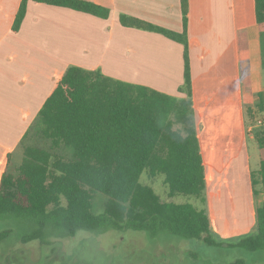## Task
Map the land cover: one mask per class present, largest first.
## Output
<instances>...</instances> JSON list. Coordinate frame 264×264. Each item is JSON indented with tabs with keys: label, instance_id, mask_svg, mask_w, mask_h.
Masks as SVG:
<instances>
[{
	"label": "trees",
	"instance_id": "obj_1",
	"mask_svg": "<svg viewBox=\"0 0 264 264\" xmlns=\"http://www.w3.org/2000/svg\"><path fill=\"white\" fill-rule=\"evenodd\" d=\"M30 2L110 17L109 9L90 0H22L14 33L20 30ZM181 7L182 32L126 15L119 20L125 28L157 33L183 46L184 83L179 91L184 97L173 98L77 66H70L59 79L20 142L22 164L16 171L9 164L0 181V220L29 222L23 243L51 244L48 238L108 229L144 232L152 238L175 236L218 248L225 243L214 233L205 207L207 173L193 108L189 0H181ZM255 13L263 26L264 0H255ZM263 114L261 95L257 108L247 111V128ZM253 136L260 162L258 172H251V182L258 197L264 194V128H256ZM144 173L152 179L163 176L170 198L184 195L203 207L163 201L142 183ZM97 193L107 196L99 214L94 212ZM256 221L255 232L228 245L264 251V201L256 209ZM10 233L1 232L0 242Z\"/></svg>",
	"mask_w": 264,
	"mask_h": 264
},
{
	"label": "crops",
	"instance_id": "obj_2",
	"mask_svg": "<svg viewBox=\"0 0 264 264\" xmlns=\"http://www.w3.org/2000/svg\"><path fill=\"white\" fill-rule=\"evenodd\" d=\"M21 1L0 0V181L66 70L72 65L95 70L113 44L116 54L126 46L135 60L164 77L150 88L184 97L179 91L184 83L183 46L157 33L125 28L119 20L126 15L182 32L181 0H90L109 9V19L30 2L20 30L14 33ZM189 2L193 108L206 171L217 178V185L227 186L219 207L237 213L240 223L254 224L256 201L247 145L254 137L247 128V111L257 108L261 95L264 101V25L257 23L255 0ZM77 50L83 55L74 59ZM229 146L244 147L238 150L237 168L238 180L242 173L248 180L243 218L234 188L237 181L229 180L233 169L229 161L236 157V152L229 155ZM259 199L264 201V194Z\"/></svg>",
	"mask_w": 264,
	"mask_h": 264
},
{
	"label": "rangeland",
	"instance_id": "obj_3",
	"mask_svg": "<svg viewBox=\"0 0 264 264\" xmlns=\"http://www.w3.org/2000/svg\"><path fill=\"white\" fill-rule=\"evenodd\" d=\"M114 48V44L112 47H108L103 61L96 64L95 70H99L119 81L141 84L147 87H149L148 85H154L158 80L164 79V77L153 74L150 66L143 61L135 60L126 46L123 50H120V54H116ZM82 55V50H77L73 58L76 59ZM93 57L97 59L99 55L93 54ZM97 61L99 60H92L91 62ZM81 68L91 70L83 66ZM176 95L169 96L179 98ZM251 136L253 135L251 134ZM247 145L249 153L248 166L257 173L260 161L256 139L249 138ZM218 147L220 149L221 146L218 145ZM242 148L244 147L229 146L230 156L236 152L234 161H229L233 165L229 180L237 181L234 188L237 190V206L241 218L246 215L245 192L248 190V180H245L244 173L240 175L238 180L240 171L237 168L241 163L238 150ZM61 153L67 157H72L69 151L61 150ZM22 155L23 149L20 147L11 160L10 170L16 171L18 166L22 164ZM206 173L207 204L205 207L210 216L212 229L217 228L214 232H223L226 235H246L255 232L257 230L256 218L254 224L240 223L237 219L239 218L237 213L232 211L226 213L225 206H222L223 208L219 207V200L223 201V196L227 197L225 191L227 186L217 185V178L208 170ZM141 181L145 185H150L163 201L177 204L190 202L199 208L203 207L197 200L189 199L184 195L170 198L163 176L152 179L147 173H144ZM106 200V195L96 194L94 200L95 213L103 212ZM255 201L254 208L257 209L263 201L259 199V196L255 197ZM30 229L29 222L0 220V233L5 230L11 231L9 237L0 242V264H229L235 259L233 257L225 260L222 257L223 252L206 244L194 245L192 242L189 243L187 240L175 236L152 238L147 233L129 230L108 229L100 233L81 232L75 237L48 238L51 244H25L22 242V236ZM199 242L204 243L203 241ZM252 256H256L257 260H248V264H264V251L252 254Z\"/></svg>",
	"mask_w": 264,
	"mask_h": 264
},
{
	"label": "flooded vegetation",
	"instance_id": "obj_4",
	"mask_svg": "<svg viewBox=\"0 0 264 264\" xmlns=\"http://www.w3.org/2000/svg\"><path fill=\"white\" fill-rule=\"evenodd\" d=\"M162 236H166V235H162ZM241 236H243V235H241ZM241 236H236V237H232V238H224V237H219L218 236V239L221 240V241H224L225 243H223L221 245V247H219V248L218 247H214V248L216 250L221 251V252L224 253V255H222V257L225 260H229V259L235 257L233 262H231L229 264H233V263H235L237 261H243L245 264H248L247 263L248 260L249 261L257 260L256 256H252V254H257L258 252H263V251H258V252L246 251V250H242V249H239V248H234V247L232 248V247H230L228 245V243H227L228 241L236 239V238H239ZM185 240H187V239H185ZM216 240H217V238H216ZM187 242H189V243L192 242L194 245L205 244V243H200L199 241H196V240H187ZM187 246H189V245H187ZM249 255H251V256H249ZM258 255H260V254H258Z\"/></svg>",
	"mask_w": 264,
	"mask_h": 264
},
{
	"label": "built area",
	"instance_id": "obj_5",
	"mask_svg": "<svg viewBox=\"0 0 264 264\" xmlns=\"http://www.w3.org/2000/svg\"><path fill=\"white\" fill-rule=\"evenodd\" d=\"M256 128H264V114L257 117L255 125L249 127V134H253Z\"/></svg>",
	"mask_w": 264,
	"mask_h": 264
}]
</instances>
